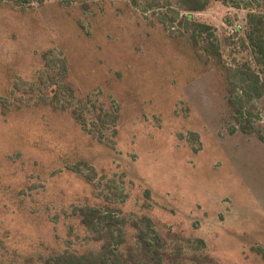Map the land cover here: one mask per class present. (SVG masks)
I'll return each instance as SVG.
<instances>
[{
    "label": "rangeland",
    "instance_id": "obj_1",
    "mask_svg": "<svg viewBox=\"0 0 264 264\" xmlns=\"http://www.w3.org/2000/svg\"><path fill=\"white\" fill-rule=\"evenodd\" d=\"M176 10L0 0V264L99 252L85 207L120 221L119 252L133 261L146 219L157 264H264V95L244 134L226 76L243 63L259 73L245 33L264 0Z\"/></svg>",
    "mask_w": 264,
    "mask_h": 264
},
{
    "label": "trees",
    "instance_id": "obj_2",
    "mask_svg": "<svg viewBox=\"0 0 264 264\" xmlns=\"http://www.w3.org/2000/svg\"><path fill=\"white\" fill-rule=\"evenodd\" d=\"M18 7L23 8V5L31 7L33 0H10ZM212 0H165L166 6L173 5L177 11L187 14L202 12L210 5ZM38 4L41 0H35ZM134 4V0H131ZM164 15V13H162ZM190 15H187L188 18ZM158 15V20H160ZM186 18L180 22H186ZM247 31L245 40L252 48L255 60L259 65V73L254 72L248 65L243 63L231 72L228 69L227 78L230 83V93L235 94L232 98H228L231 109L233 110L232 119L235 121L237 128L244 134H250L256 131L253 127L250 116V106L253 99H258L264 95V15L248 14L247 15ZM194 27L207 29L205 25L194 24ZM200 31V30H199ZM61 68L59 75L65 73L64 64H60ZM234 80V81H233ZM237 92L240 94L236 95ZM71 94V93H70ZM72 95V94H71ZM70 95V98H71ZM238 98V99H235ZM51 104L59 111H67L74 121L81 127L85 128V119L82 114H79L74 108H71L69 101L66 100V105L60 103V96L57 94L51 95ZM70 108H69V107ZM69 108V109H68ZM82 224L90 231L98 233L99 238H103V243L100 246L99 252L95 254L73 255L68 254L62 259H56L53 264H157L160 254L159 238L150 228L149 222L146 223L143 229H138L136 234L137 247L136 257L134 261L132 257L124 256L119 252V245L122 240L120 221L116 217L102 213L95 208H80L78 210ZM100 229V230H99ZM105 232L102 233L101 231ZM157 240V241H156ZM160 246V247H159ZM135 257V258H136Z\"/></svg>",
    "mask_w": 264,
    "mask_h": 264
}]
</instances>
